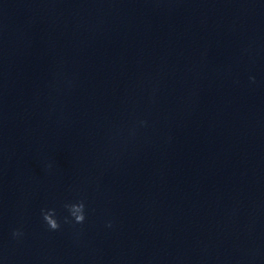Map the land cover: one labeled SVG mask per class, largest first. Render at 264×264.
Instances as JSON below:
<instances>
[{
  "label": "clouds",
  "instance_id": "clouds-1",
  "mask_svg": "<svg viewBox=\"0 0 264 264\" xmlns=\"http://www.w3.org/2000/svg\"><path fill=\"white\" fill-rule=\"evenodd\" d=\"M252 82H255V77H250ZM63 208L67 210L68 216H64L62 222L64 224H83L86 220V204L84 200H78L75 202H65ZM41 217L46 224L48 230L58 231L61 228V218L57 214L55 208H42ZM108 227H112L111 222L107 224ZM23 235L21 229L17 228L12 231V237L17 239Z\"/></svg>",
  "mask_w": 264,
  "mask_h": 264
}]
</instances>
